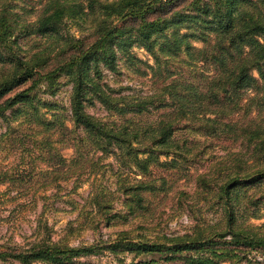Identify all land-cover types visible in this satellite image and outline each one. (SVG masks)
I'll return each instance as SVG.
<instances>
[{
    "label": "trees",
    "instance_id": "trees-1",
    "mask_svg": "<svg viewBox=\"0 0 264 264\" xmlns=\"http://www.w3.org/2000/svg\"><path fill=\"white\" fill-rule=\"evenodd\" d=\"M15 1L0 0V204H35L58 197L63 183L89 182L94 225H128L174 190L181 201L178 184L192 179L224 225L162 240L121 229L71 246L39 220L27 244H0V264H95L82 258L104 250L117 261L130 255L129 264L264 253V225L248 223L264 217V0H36L23 12ZM70 21L89 34H62ZM33 36L24 49L19 39ZM121 58L147 92L105 81L103 71L117 73ZM61 77L71 84L68 115L38 97L55 95ZM96 103L107 117L87 111ZM205 158L206 171L191 170Z\"/></svg>",
    "mask_w": 264,
    "mask_h": 264
},
{
    "label": "rangeland",
    "instance_id": "rangeland-1",
    "mask_svg": "<svg viewBox=\"0 0 264 264\" xmlns=\"http://www.w3.org/2000/svg\"><path fill=\"white\" fill-rule=\"evenodd\" d=\"M36 0H17L15 3L19 6V12H23L20 8L28 10L31 6H36ZM24 17V16H23ZM22 17V20L24 19ZM26 17V16H25ZM30 19V18H29ZM90 30L87 26L81 28L76 23L70 21L62 30L65 36L81 37L88 35ZM24 49L29 48L33 43L37 42L35 36L30 38H20ZM198 45H201L198 43ZM138 58L147 60L149 64L152 63L151 57L142 48L133 47L131 49ZM105 81L111 86L118 88L130 86V89H124L126 93L136 92L144 94L148 91V87L144 85L138 74H135L127 65L125 59L118 60V72L112 73L104 70ZM61 86L56 94L49 96L42 92H38V97L47 102H53L63 109L65 115L69 114V96L71 93V84L66 82L64 77L59 79ZM47 112V108L43 109ZM87 111L99 118H105L109 114L98 103L87 107ZM49 115V112L47 113ZM67 125L71 126V122L67 121ZM5 125L0 122V130ZM220 150V149H217ZM220 151L219 154H221ZM66 158L72 154V149H65L63 152ZM161 159H165L161 157ZM212 158L197 159L190 165L191 170L199 172L206 171L209 162ZM107 161H111L108 159ZM103 182L111 185V181L106 180ZM78 186H77V185ZM77 186L74 188V186ZM74 185L73 181L63 183L59 192V196L55 197L49 195L46 199L39 198L35 204H25L23 201L4 203L1 200L0 204V244L9 242L10 244H27L33 239L32 233L40 220L42 225L44 223L50 228L51 237L53 240L63 238L68 241L71 246H79L82 244H95L101 240L114 238L118 230H131L134 234H143L151 240L160 239L164 237L182 236L185 234L193 235L197 230V226H203L206 223L213 224L216 228L223 226L222 222H218L220 218V211L217 209L216 204L209 202L205 195L201 193L200 188H194L195 183L192 179L185 181L180 180L178 187L184 192L182 200L178 201V192L176 190L169 194L167 200H163L157 208L150 210L146 213L145 218L132 220L128 225H120L119 222H114L108 225L101 221L98 225H94L97 221L99 213L95 214L92 207L85 206L86 198L89 191V182L78 183ZM4 188V187H2ZM178 190V189H177ZM253 189L248 190V194ZM56 191V190H54ZM159 197V196H158ZM157 197V198H158ZM157 202V201H156ZM118 209H121V204H115ZM253 211V210H252ZM254 212V211H253ZM248 211L244 212L246 215ZM251 215V214H249ZM141 220V221H139ZM248 223L255 226L264 225V217L254 218L250 216ZM44 228H40L42 233ZM259 232H264V227L259 229ZM229 239V237H226ZM124 260L117 261L113 255L108 251H101L98 254L83 257L82 260L91 261L95 264H129L131 261L130 255L121 257ZM165 264V263H164ZM171 264H182L181 261L172 262ZM215 264H264V253L252 252L247 255L246 259L239 261H219Z\"/></svg>",
    "mask_w": 264,
    "mask_h": 264
}]
</instances>
